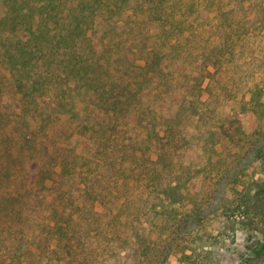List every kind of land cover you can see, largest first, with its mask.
Listing matches in <instances>:
<instances>
[{
  "label": "rangeland",
  "instance_id": "rangeland-1",
  "mask_svg": "<svg viewBox=\"0 0 264 264\" xmlns=\"http://www.w3.org/2000/svg\"><path fill=\"white\" fill-rule=\"evenodd\" d=\"M65 2L42 88L0 84V264H264V0Z\"/></svg>",
  "mask_w": 264,
  "mask_h": 264
},
{
  "label": "trees",
  "instance_id": "trees-1",
  "mask_svg": "<svg viewBox=\"0 0 264 264\" xmlns=\"http://www.w3.org/2000/svg\"><path fill=\"white\" fill-rule=\"evenodd\" d=\"M101 1L102 0H98V2ZM10 2H12L11 5H9ZM18 2H20V5H18ZM65 4V0H0L1 22L4 23L7 19H9L8 16H10V13L15 12L14 15H12V18L7 20V22L9 21L11 23V28L7 29L9 30V33L0 38L1 46L3 47V51H0V63L2 65L1 67H3L8 73L7 75L2 76V78L0 79L1 85L5 84L6 86L11 82L17 84L21 89L27 88L29 84L31 87L34 86V89L36 88V90L42 88L41 86L39 88L36 87V77L47 76L49 73H53L55 68L52 65H44V60L46 57H48L46 50H48L49 43L52 40L51 28H55V26L50 27V22L54 20L55 22L60 24V20L65 18ZM100 6L101 3H99L98 5L94 4V16H97L99 14L98 10L101 8ZM15 16H17L18 18V22L16 23L13 20ZM81 18L84 17L81 16ZM76 19V24L72 26V32L74 31V29H79L80 32L82 31V33H84L85 29H82V25L80 22L81 19L79 18V16L76 17ZM46 26L49 27L48 30L44 29ZM68 36V34L61 36L66 42L65 47H67V49L70 48L71 54L74 53L73 56L79 57V55H75L77 48H79L77 40L75 38H67ZM52 54L58 56V52ZM100 80L101 78L96 75V70L94 68L93 86L95 88L97 87V84H99ZM117 84L118 83H116V81L112 82V86ZM102 86L103 87L100 88H103L104 90L110 88H106L105 83ZM100 88H96L95 92H97V94H99L98 92L100 91ZM111 92L113 91L111 90L110 93ZM98 96V100L96 101L93 98V102H99L104 94L102 95L100 93ZM109 96H104L105 98L103 99L107 103L109 102V105L105 109V111L108 112L110 110L109 108H112V112L114 113L118 110V106L115 105L117 101L113 98L111 100ZM226 117L230 119V116ZM236 120L238 122L240 121V119ZM230 122H232V120H230ZM222 127L223 130H225L223 131L225 133V136L233 141H235V136H239L240 138H242V135H244L245 132L241 129L240 125H236L232 130L230 128H224V124L222 125ZM260 158L264 163V150ZM175 188L176 185H172V182L170 181L165 185L164 190L167 194H171L175 192ZM105 210L107 212L106 214H109L108 211L110 209L108 208V206L105 207ZM54 211L57 212V209H55ZM52 226H54L59 232L65 229L64 224L61 223L60 219H58V221L55 220ZM134 236L135 241L142 238L139 232H136ZM139 248L140 247L132 249L133 256L135 258L138 257V260L140 259L139 256L141 255L138 251ZM256 252H264V239L258 241ZM146 253L147 251L142 252V254Z\"/></svg>",
  "mask_w": 264,
  "mask_h": 264
}]
</instances>
